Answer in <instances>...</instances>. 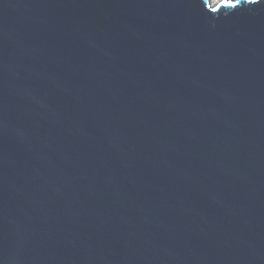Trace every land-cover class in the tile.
Here are the masks:
<instances>
[{"label": "water", "instance_id": "1", "mask_svg": "<svg viewBox=\"0 0 264 264\" xmlns=\"http://www.w3.org/2000/svg\"><path fill=\"white\" fill-rule=\"evenodd\" d=\"M0 264H264V0H0Z\"/></svg>", "mask_w": 264, "mask_h": 264}, {"label": "snow or ice", "instance_id": "2", "mask_svg": "<svg viewBox=\"0 0 264 264\" xmlns=\"http://www.w3.org/2000/svg\"><path fill=\"white\" fill-rule=\"evenodd\" d=\"M237 2H238V0H237ZM225 5L230 6V0H225Z\"/></svg>", "mask_w": 264, "mask_h": 264}, {"label": "bare ground", "instance_id": "3", "mask_svg": "<svg viewBox=\"0 0 264 264\" xmlns=\"http://www.w3.org/2000/svg\"><path fill=\"white\" fill-rule=\"evenodd\" d=\"M217 1L220 2V1H222V0H211V3H212V4H215V3H217Z\"/></svg>", "mask_w": 264, "mask_h": 264}, {"label": "rangeland", "instance_id": "4", "mask_svg": "<svg viewBox=\"0 0 264 264\" xmlns=\"http://www.w3.org/2000/svg\"><path fill=\"white\" fill-rule=\"evenodd\" d=\"M218 2V1H217Z\"/></svg>", "mask_w": 264, "mask_h": 264}]
</instances>
